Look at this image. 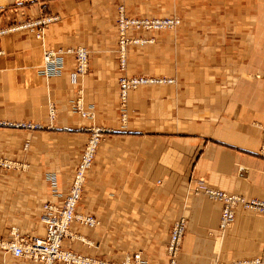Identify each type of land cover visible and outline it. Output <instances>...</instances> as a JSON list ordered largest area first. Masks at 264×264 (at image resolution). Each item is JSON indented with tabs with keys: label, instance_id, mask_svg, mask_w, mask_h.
<instances>
[{
	"label": "crops",
	"instance_id": "0c3cea01",
	"mask_svg": "<svg viewBox=\"0 0 264 264\" xmlns=\"http://www.w3.org/2000/svg\"><path fill=\"white\" fill-rule=\"evenodd\" d=\"M24 15L0 0V122L55 128L0 127V156L27 164L25 173L0 171V238L15 227L43 237L45 203L59 206L87 138V128L110 131L96 148L76 210L98 220L70 225L62 247L139 264H169L172 223L184 231L174 264H229L264 256V215L237 207L218 228L220 205L193 186L264 200V0H39ZM41 5V9L40 6ZM126 17L175 16L173 29L127 28L142 40L125 49V74L159 75L118 106L117 9ZM54 19L42 30H7L39 12ZM83 47L88 69L73 72L71 54L49 49ZM80 97L81 117L72 109ZM50 110V109H49ZM51 123V124H52ZM27 141L25 150L21 146ZM0 264H36L0 252Z\"/></svg>",
	"mask_w": 264,
	"mask_h": 264
},
{
	"label": "built area",
	"instance_id": "2783aa9c",
	"mask_svg": "<svg viewBox=\"0 0 264 264\" xmlns=\"http://www.w3.org/2000/svg\"><path fill=\"white\" fill-rule=\"evenodd\" d=\"M36 1L38 0H17L18 4L22 2L31 3ZM18 13L21 16L23 15L21 8ZM53 19L54 18L51 16H43L40 12L39 17L35 19H25L17 25H12L7 30L27 29L29 31H34L35 37L41 39L43 27ZM178 22L179 21L176 17L128 18L123 14V7L119 6L116 18V53L118 70L122 73L125 68V46L128 43L142 41L137 38L130 39L126 37L125 31L127 28L131 27L133 29L143 30L173 29ZM62 53H68L73 56V72L75 74L82 75L86 73L88 69V51L83 47L45 50L42 54L44 64L54 65L57 54ZM171 81L172 80L169 78L160 76L120 75L116 81L119 107L123 112L129 90L144 84L169 83ZM72 107L81 117L90 116V113L82 109L79 96L73 101ZM54 115V106L49 104L48 119L52 121L55 117ZM99 137L100 133L98 128H93L81 150L67 192L63 197L61 204L59 206H52L47 203L43 205L45 212L39 217L40 222L44 226L43 237L25 235L19 233L15 227H11L9 229V236L7 238H0V252L28 259L36 264H139L138 253L132 254L131 257L126 255L121 261H109L83 256L79 253L63 248L61 244L64 238L70 236L69 227L71 223H76L81 226H93L97 224L94 217L78 212L76 207L84 184L85 173L91 165ZM260 149H264V136L260 142ZM193 191L195 193H203L209 200L220 205L218 228L221 232L229 226L237 207L264 215V200L262 199L229 194L223 190L203 185L193 186ZM183 231L184 220L179 218L172 223L165 246V253L169 264H174L176 260ZM229 264H264V256L234 260Z\"/></svg>",
	"mask_w": 264,
	"mask_h": 264
},
{
	"label": "rangeland",
	"instance_id": "374dc122",
	"mask_svg": "<svg viewBox=\"0 0 264 264\" xmlns=\"http://www.w3.org/2000/svg\"><path fill=\"white\" fill-rule=\"evenodd\" d=\"M28 4H40V2H39V0L38 1H36V2H31V3H25V2H22V3H20V4H18V2H17V0H12V3L10 4V5H6L3 9H5L6 11H8V12H12V13H17V14H19L18 12H19V9L21 8V10L23 11V15H22V17L23 16H25L24 15V11L25 10H23V7L24 6H26V5H28ZM40 6V9H41V5H39ZM41 12V11H40ZM40 12H39V14H40ZM21 16V15H20ZM172 17H175V16H172ZM128 18H135V17H128ZM152 18H155V17H152ZM163 18V17H162ZM177 18V17H176ZM178 19V18H177ZM23 20H25V19H23ZM23 20H21L20 22H17L16 23V25L17 24H19V23H21ZM178 21H179V19H178ZM178 24H179V22H178ZM177 24V25H178ZM15 25V24H14ZM176 25V26H177ZM12 26V25H11ZM11 26H8L7 27V29L8 28H10ZM174 29V28H173ZM173 29H171V30H173ZM27 30V29H26ZM137 30V29H136ZM140 30H143V29H140ZM148 30H154V29H148ZM130 39H132V38H130ZM137 43H139V42H136V43H128V44H137ZM127 44V45H128ZM126 45V46H127ZM126 46H125V49H126ZM125 69V68H124ZM120 72V74L118 75V77L120 76V75H126V76H129V74H125L124 73V70L122 71V73H121V71H119ZM131 75H143V74H131ZM143 76H159V75H143ZM117 77V78H118ZM160 77H164V76H160ZM166 78H168V77H166ZM171 79V78H170ZM172 80V79H171ZM116 81H117V79H116ZM117 85V84H116ZM135 89V88H134ZM117 101H118V99H117ZM118 106H119V102H118ZM125 106H126V104H125ZM72 109H73V107H72ZM125 109V108H124ZM74 110V109H73ZM75 111V110H74ZM76 112V111H75ZM77 113V112H76ZM122 114V118L125 116V112H124V110H123V112L121 113ZM54 116H56V113H55V115ZM47 117H48V108H47ZM53 121V120H52ZM52 121H49V124L48 125H41V124H26V125H23V124H9V123H3V122H0V127H16V128H29V129H33V130H45V129H53V128H55L54 126H52L53 125V123H52ZM52 123V124H51ZM93 128H98V131H99V133H100V137L98 138V142H97V144H96V148H97V146L102 142V141H104V139H105V137H106V134L107 133H110V131H108V130H105V129H103V128H101V127H98V126H96V127H89V128H87V133H88V135H87V137L90 135V133H91V130H93ZM86 140H87V138H86ZM86 140H85V142H86ZM27 141H24V143L22 144V146H21V150L23 151V150H25L26 149V147H27V143H26ZM84 145H85V143H84ZM84 145H83V147H84ZM83 147H82V149H83ZM96 148H95V151H96ZM95 151H94V155H95ZM93 158H94V156H93ZM78 161V160H77ZM92 162H93V159H92ZM92 162H91V165H92ZM77 163V162H76ZM91 165L89 166V169L91 168ZM75 168V167H74ZM88 169V170H89ZM12 171V172H15V173H25L28 169H27V164L25 163V162H23V161H21V160H13V159H9V158H7V157H2V156H0V171ZM74 170V169H73ZM88 170L86 171V174L88 173ZM72 173H73V171H72ZM85 178H86V175H85ZM71 180V179H70ZM85 181V180H84ZM69 185V184H68ZM84 185V184H83ZM67 188H68V186H67ZM82 189H83V187H82ZM67 192V191H66ZM81 193H82V191H81ZM98 225V224H97ZM82 226H84V225H82ZM84 227H90V226H84ZM95 227V226H94ZM70 229V228H69ZM69 233H70V230H69ZM70 235H71V233H70ZM68 237H70V236H68ZM83 255V254H82ZM86 256V255H85ZM88 256V255H87ZM91 257H95V258H99V259H104V258H100V257H96V256H91ZM105 260H107V259H105Z\"/></svg>",
	"mask_w": 264,
	"mask_h": 264
},
{
	"label": "bare ground",
	"instance_id": "6f19581e",
	"mask_svg": "<svg viewBox=\"0 0 264 264\" xmlns=\"http://www.w3.org/2000/svg\"><path fill=\"white\" fill-rule=\"evenodd\" d=\"M44 65H45V64H44ZM169 79H170V78H169ZM171 82H172V81H171ZM85 175H86V173H85ZM85 215H86V214H85ZM96 221H97V224H98V220H97V219H96ZM71 224H72V223H71ZM71 224H70V225H71ZM97 224H95V225H93V226H90V227H94V226H96ZM86 226H87V225H86ZM61 244H62V243H61ZM76 253H77V252H76ZM79 254H80V253H79ZM81 255H82V254H81ZM83 256H85V255H83ZM86 257H91V256H87V255H86ZM91 258H92V257H91Z\"/></svg>",
	"mask_w": 264,
	"mask_h": 264
}]
</instances>
